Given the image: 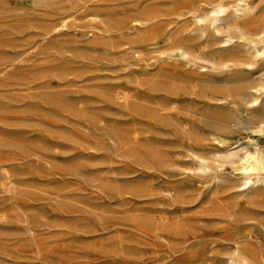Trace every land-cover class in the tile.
Returning <instances> with one entry per match:
<instances>
[{
    "label": "rangeland",
    "instance_id": "obj_1",
    "mask_svg": "<svg viewBox=\"0 0 264 264\" xmlns=\"http://www.w3.org/2000/svg\"><path fill=\"white\" fill-rule=\"evenodd\" d=\"M186 2L0 0V264H225L234 227L264 245L237 166L196 162L247 139L264 149L235 96L264 79V57L200 68L238 47ZM252 6L249 30L264 19V0ZM223 88L234 95L219 102Z\"/></svg>",
    "mask_w": 264,
    "mask_h": 264
},
{
    "label": "bare ground",
    "instance_id": "obj_2",
    "mask_svg": "<svg viewBox=\"0 0 264 264\" xmlns=\"http://www.w3.org/2000/svg\"><path fill=\"white\" fill-rule=\"evenodd\" d=\"M192 2L193 1L187 0L186 4H184V5H186L185 7L187 9H189V11L191 12L192 18L195 20V23L200 28L210 29L214 33H217L216 35L219 34L221 36L220 39H221L222 45L223 44L228 45V46L230 45V47H231V45H234V46L238 47L237 50H234V51H238V52L230 53L229 55H226V56L222 57L221 59H219V61H217V62L206 61L203 65L200 66V68H204V69L220 68V69H218V71L221 70V72L226 73L229 71H233L239 67L242 68V66H250V64L244 63L243 58L240 55L241 53H243L244 55L246 54L248 56H251L253 58H259V57L263 58L264 57V19L261 22H258L257 24L254 22L255 26L252 30H249V29H247L241 25V21L243 19L249 18L253 13L254 8L252 6V0H219L218 2L209 4L206 6L204 5V6H198V7L196 5H194ZM254 15H256V14H254ZM258 16H260V15H258ZM228 49H230V48H227L226 50H228ZM230 51L232 52V50H230ZM171 54L176 55L177 57L188 59L191 55V52H189L188 50H186L182 47H174L171 50ZM258 63H260V62H258ZM252 64H253V62H252ZM246 69H248V68H246ZM237 70L239 72V69H237ZM237 70H236V72H237ZM260 71H262V70H260ZM233 72H231V73H233ZM236 72L234 74L237 76ZM257 72H258V70H257ZM257 72H256V74H257ZM218 74H220V73H218ZM246 74H248V72ZM229 75H230V73H229ZM244 76H246V75H244ZM230 77H231V75H230ZM252 77H254V76H252ZM242 78H239V80L240 79L242 80ZM250 78H251V76H250ZM261 78H264V74L262 75ZM248 83H250V81ZM255 83H256L255 86H253V87L248 86L247 87L248 91H243L241 89V87L236 88L235 90H237L238 92L237 91L235 92V96H240V97L244 98V105L246 106V108H248V110L249 109L251 111L255 110V113L250 114V115L247 114L248 110L246 111L245 114H247L246 115L247 117L244 118L243 124L246 126V128L250 127L251 125H254L255 126L254 132H257L259 134L264 135V79L260 80L259 82H255ZM255 83L253 81V85ZM246 85H247V83H246ZM251 85H252V83H251ZM223 89L221 90L222 93H219V96H220L219 102L220 101L223 102V100H225L227 97H231L232 94L234 95V93L231 94V92H233L234 90L232 91V90H230V88H226V89L223 88ZM241 102L242 101H240V103ZM233 104L234 103H232V105ZM226 105H228V104H226ZM257 109H259V110H257ZM233 110H235V109H233ZM256 110L258 112H256ZM235 112H236V110H235ZM239 112H241V111H239ZM225 118L224 117L221 118L220 119L221 122ZM233 119H235V118L233 117ZM217 120H219V119H217ZM215 122H217V121H215ZM225 122H226V120H225ZM231 128H232V126H231ZM227 130H229V128ZM219 139H221V138H219ZM219 139L216 137L214 138V140L218 141L219 143H222V141H220ZM234 144H236L237 146L231 148L232 145H230V146L226 147L222 153H220V154L218 153L215 157L212 156V157H214V159L211 163L209 162L211 159L207 160V159L201 158V156H199L200 158L198 157V159L196 161L197 165H198L197 169H199L201 172H203V171H207V170L211 169L213 167V165H214V167L222 166L223 164H230L231 166L236 165L237 169H238V174H237L238 175V181H237L238 185H237V187L241 190L240 191L241 203L246 204V207H247V205L248 206L250 205V207L251 206L264 207V200L259 199L256 196L257 194L255 193V192H259V191H264V149L261 148V146L256 141H254V139H247L246 142H242V143L236 142ZM219 182H220V178H217L216 183L219 184ZM237 187H234V188L237 189ZM246 207H244V208H246ZM235 209H236V207H235ZM242 209H240L239 211H241ZM248 210H250V209H248ZM244 211H245V209H244ZM250 215H251V213H250ZM231 218H232V216H231ZM236 218L237 217H235V219ZM243 218H244V216H243ZM240 219H239V222H240ZM248 220L250 221V219H248ZM246 221L247 220H245L244 222H246ZM222 243L223 244L221 246L224 245L226 247V253H224L225 264H264V245H263V243H261L259 241L258 237H256L254 232L252 230H250L249 228L248 229L245 228L243 230H240L239 227H234L231 231V235L228 236V238H226L225 240L223 239ZM210 246H211V248L208 250L209 254L217 252L218 245L216 243H211ZM218 260H220V259H218Z\"/></svg>",
    "mask_w": 264,
    "mask_h": 264
}]
</instances>
